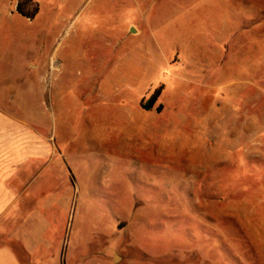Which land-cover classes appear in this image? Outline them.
<instances>
[{
  "label": "rangeland",
  "instance_id": "rangeland-1",
  "mask_svg": "<svg viewBox=\"0 0 264 264\" xmlns=\"http://www.w3.org/2000/svg\"><path fill=\"white\" fill-rule=\"evenodd\" d=\"M33 2L0 115L42 137L40 261L264 264V0Z\"/></svg>",
  "mask_w": 264,
  "mask_h": 264
},
{
  "label": "crops",
  "instance_id": "crops-1",
  "mask_svg": "<svg viewBox=\"0 0 264 264\" xmlns=\"http://www.w3.org/2000/svg\"><path fill=\"white\" fill-rule=\"evenodd\" d=\"M22 131L17 122L0 115V264H27L25 255L29 264H63L40 261L36 254L44 236L42 220L35 216L42 200L30 190L41 173L42 137L30 136L27 146Z\"/></svg>",
  "mask_w": 264,
  "mask_h": 264
},
{
  "label": "trees",
  "instance_id": "trees-1",
  "mask_svg": "<svg viewBox=\"0 0 264 264\" xmlns=\"http://www.w3.org/2000/svg\"><path fill=\"white\" fill-rule=\"evenodd\" d=\"M27 5H35V9L32 12H28L25 10V6H27ZM17 11L24 18H26L28 20H34V18L37 16V14L39 12V6L37 3L35 4L33 2V0H19ZM159 95H160V91H158L156 93L154 98L150 101V104L144 105V108L146 110L152 109L155 102L157 101V98L159 97Z\"/></svg>",
  "mask_w": 264,
  "mask_h": 264
}]
</instances>
